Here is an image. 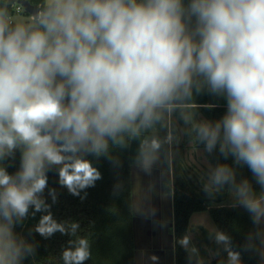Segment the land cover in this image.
Wrapping results in <instances>:
<instances>
[{"label": "clouds", "instance_id": "9594fccd", "mask_svg": "<svg viewBox=\"0 0 264 264\" xmlns=\"http://www.w3.org/2000/svg\"><path fill=\"white\" fill-rule=\"evenodd\" d=\"M205 91L226 101L216 121L197 119L194 96ZM183 136L251 171L259 193L227 164L209 167L203 190L211 198L228 186L255 226L244 250L264 264V0H0V264L35 255L15 228L36 213L40 236L76 237L63 264L91 258L79 223L53 217L49 170L80 196L102 179L88 156L119 167L113 149L137 141V167L171 171ZM17 150L20 167L10 174L2 162ZM48 195L55 203L56 190ZM210 238L227 264H243L226 232ZM191 240L178 243L204 264Z\"/></svg>", "mask_w": 264, "mask_h": 264}, {"label": "trees", "instance_id": "16d2710c", "mask_svg": "<svg viewBox=\"0 0 264 264\" xmlns=\"http://www.w3.org/2000/svg\"><path fill=\"white\" fill-rule=\"evenodd\" d=\"M29 3V0H26ZM187 2V0H185ZM27 14V13H25ZM198 105L195 109L200 119L216 121L226 111V101L209 94L207 91L194 96ZM180 125H183L180 122ZM163 136L164 132L161 131ZM190 139L183 136L178 145L173 146L174 159L172 173V217L173 234L175 238L174 264H197L196 260H189L188 253L178 243L188 227L192 214L206 212L216 230L226 232L232 240L234 250L240 251L243 264H261L257 252L245 251L244 245L250 232L255 230L250 214L240 206L224 205L223 194L228 186L214 197H209L205 192L189 190L180 176V158L185 141ZM199 146L204 147L203 144ZM138 142L133 141L130 147L124 150L113 149L112 154L118 156L120 166L114 167L105 157L96 158L88 156L102 174L94 187L86 189L80 196H73L66 188L58 183V174L55 168L48 171V187L44 197L51 205V212L58 222L79 223L77 235L88 237L91 243L92 256L84 264H133L134 245L132 235V213L130 201V167L135 165L134 160ZM163 159V157H162ZM210 166L227 164L234 168L237 182L248 179L254 190H260L254 176L246 165H236L233 158L227 160L218 151L208 154ZM20 154L17 150L14 159H6L2 165L10 174L15 173L20 167ZM167 169V164H163ZM121 185L117 191L116 186ZM49 189L57 192L56 202L53 203L48 195ZM31 213V209H30ZM41 213L35 217L29 215L22 225H17L15 231L24 236L35 245V255L27 258L23 264H63L62 252L68 247V241L76 237L55 233L50 238H44L36 233L34 226L38 223ZM214 257H203L204 264H227V253L221 245L214 241L211 244Z\"/></svg>", "mask_w": 264, "mask_h": 264}, {"label": "crops", "instance_id": "0c3cea01", "mask_svg": "<svg viewBox=\"0 0 264 264\" xmlns=\"http://www.w3.org/2000/svg\"><path fill=\"white\" fill-rule=\"evenodd\" d=\"M197 119H200L199 115ZM209 167L208 153L204 151V147L191 143L190 139L185 141L180 158V176L189 190L204 192L203 184ZM130 201L133 264H174L171 171L164 168L163 164L155 165L150 173L132 165ZM138 208L142 210L138 211ZM197 214L190 216L184 235L194 234L193 245L199 249V258H210L209 252L212 253L211 244L214 240H211L210 232L202 227L199 220H196L200 219ZM153 255L158 258L156 261L150 259Z\"/></svg>", "mask_w": 264, "mask_h": 264}, {"label": "rangeland", "instance_id": "374dc122", "mask_svg": "<svg viewBox=\"0 0 264 264\" xmlns=\"http://www.w3.org/2000/svg\"><path fill=\"white\" fill-rule=\"evenodd\" d=\"M180 127H183V125H179ZM19 151V150H18ZM19 154H20V160H21V153H20V151H19ZM261 190V189H260ZM260 190H255L257 193H259L260 192ZM223 196H224V200H223V202H224V205H232L233 206V204H234V200H233V197H232V195L230 194V192L229 191H226L224 194H223ZM197 216H199V218L200 219H196L197 221L199 220L200 222H201V224H202V227L205 229V230H207L208 232H210V233H212V231L213 230H216L215 229V227H214V225H213V223H212V221H211V219H210V217L208 216V214L206 213V212H199L198 214H197ZM193 220V219H192ZM191 224H193V221H191ZM191 235V238H192V240H191V242H192V244L194 243V234H190ZM211 240H213V239H211ZM210 253V258L209 259H211V258H213L215 255H214V253L212 252H209ZM257 255H258V259H259V262L261 263V258H260V256H259V254L257 253ZM193 260H196V258H193ZM197 261V260H196Z\"/></svg>", "mask_w": 264, "mask_h": 264}, {"label": "water", "instance_id": "95a60500", "mask_svg": "<svg viewBox=\"0 0 264 264\" xmlns=\"http://www.w3.org/2000/svg\"><path fill=\"white\" fill-rule=\"evenodd\" d=\"M20 2L25 4L26 6L28 5V2L26 0H20Z\"/></svg>", "mask_w": 264, "mask_h": 264}]
</instances>
